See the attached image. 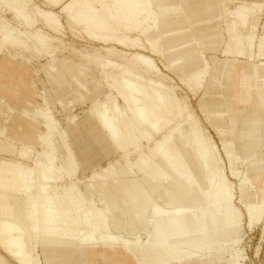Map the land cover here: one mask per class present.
Listing matches in <instances>:
<instances>
[{"label": "bare ground", "instance_id": "bare-ground-1", "mask_svg": "<svg viewBox=\"0 0 264 264\" xmlns=\"http://www.w3.org/2000/svg\"><path fill=\"white\" fill-rule=\"evenodd\" d=\"M0 5V264H259L264 0Z\"/></svg>", "mask_w": 264, "mask_h": 264}, {"label": "rangeland", "instance_id": "rangeland-1", "mask_svg": "<svg viewBox=\"0 0 264 264\" xmlns=\"http://www.w3.org/2000/svg\"><path fill=\"white\" fill-rule=\"evenodd\" d=\"M3 6V5H2ZM0 7H1V5H0ZM4 8V7H3ZM4 13H9L10 14V12L9 11H6V12H4ZM8 14V15H9ZM261 22L262 21H264V15L262 16V19L260 20ZM247 24H246V26H244V29H246L247 28ZM263 26V25H262ZM261 25H259V27L258 28H260V31L261 32H263V30H264V26H263V28L261 29V27H262ZM241 27H243V26H241ZM68 30H70L69 28H67ZM70 31H72V30H70ZM70 33V32H69ZM72 34L73 33H71V34H69V36L68 37H72L74 40H78L80 37L82 38H80V40H79V42L80 41H83V38L84 37H86V35L84 34V33H77V34H75V36H74V34H73V36H72ZM83 34V37L81 36ZM80 35V36H79ZM78 38H77V37ZM75 37V38H74ZM206 52H210V53H212V52H215V51H212L211 49H209V50H206ZM209 53V54H210ZM34 63H35V61H33V65H34ZM9 64H13V62H9ZM36 64V68L38 67V65H40L38 62H36L35 63ZM92 65H96V64H92ZM29 68V67H28ZM30 69V68H29ZM40 74H39V76L38 77H36V79L37 78H39V79H41V82H39L38 83V85H39V89H38V92L39 93H44V94H41V95H45V92H44V89H43V86H44V88H45V86H46V88L48 89V87H50L51 86V84L48 82V78H46V77H48L47 76V74L45 73V72H43V71H40L39 72ZM36 76V75H35ZM44 76V77H43ZM39 79H37V80H39ZM43 79V80H42ZM40 81V80H39ZM42 81H43V83H42ZM175 81H177V80H175ZM179 81V80H178ZM48 82V83H47ZM43 85V86H42ZM25 89V88H24ZM40 89L42 90V91H40ZM189 90V89H188ZM200 90H203L202 88H198V90H196V92H199V94L198 93H196V95H195V93L194 92H192V94H194V98H193V95L191 94V91L189 92V91H187V89L184 91V89H183V87L182 88H180V91H182V92H188V95H189V97H190V101L192 102L193 101V104H192V106H193V108H194V111L196 112V114H198L199 115V117H200V114L202 115V110H201V106H200V99L199 98H201L200 97ZM47 93V92H46ZM198 94V95H197ZM191 95V96H190ZM21 96H23L22 94H21ZM38 96H40V94L38 95ZM71 97H70V99H71V101H72V103H70V105L68 104V105H62V104H60L58 101H57V104L55 105V107L53 108V112H54V114L57 116V118L60 120V122H61V124H62V126H66V128L70 131V126H69V123L67 122V123H65V114H64V112L66 113V111H67V109H68V112H69V114H71V115H76V117L74 118V119H72L73 120V122L75 121V120H77V119H79L80 117H82V115L86 112V108H87V106L89 105V103H90V99H86L85 97H87L86 95L84 96L83 94H80V92H75L74 94H71L70 95ZM196 96V97H195ZM42 96H40V98H38V97H36L37 98V103L39 104V102L41 103L42 102V98H41ZM63 99H64V101H67V99L68 98H65V96H63ZM194 99V100H193ZM197 99H198V101H197ZM64 103H66V102H64ZM24 105H26V104H24ZM199 105V106H198ZM66 106V107H65ZM63 107H65V108H63ZM199 107V108H198ZM196 108V109H195ZM65 109V110H64ZM199 109V110H198ZM202 116H204V115H202ZM13 117H17L16 115H12V118H11V120H10V124H11V121L13 120ZM0 124H2V125H6V124H8L9 123V121H5L6 120V116H5V118H4V116L2 117L1 115H0ZM203 119H202V122L204 123V125L207 127L206 128V130L208 131V133H210L211 135H212V137L215 139V141L217 142V144L221 147V135L216 131V129H215V127L214 126H212V124L210 125V123H209V121H208V119L206 118V117H202ZM78 121V120H77ZM18 122H20V121H18ZM72 122V123H73ZM13 124V123H12ZM75 124V123H74ZM210 125V126H209ZM230 137H232V135H231V133H230ZM122 159V158H121ZM225 159H226V157H225ZM105 160V159H104ZM104 160L102 161V162H104ZM101 162V163H102ZM226 162H227V160H226ZM241 166H242V163L240 164ZM244 166H245V164H244ZM7 174V173H6ZM11 174H14V173H11ZM10 174V176H12V178H15V180H12L13 182H15L17 179H16V175L14 174V177H13V175H11ZM8 176H9V173L7 174ZM21 175V174H20ZM5 178H6V182H8V180H7V178H10V180L12 179L11 177H7V176H4ZM20 178V176H19V174H18V176H17V178ZM0 179H1V177H0ZM231 179L233 180L234 179V177H231ZM2 180H4V179H1V181ZM9 180V181H10ZM3 182V181H2ZM1 183V182H0ZM7 185H8V183H7ZM9 186V185H8ZM7 186V187H8ZM6 187V186H5ZM5 187H2V188H5ZM6 187V190L5 191H7V189L8 188H10V187H8L7 188ZM1 189V188H0ZM9 190V189H8ZM10 190H12V189H10ZM0 202L2 203V201H1V199H0ZM0 203V206L2 205ZM249 224V223H248ZM260 224V225H259ZM255 225V226H254ZM254 225H252L253 226V228L250 226V225H247V223H244V225H243V240H244V242L243 243H241V245L243 246V248H244V250H246L245 252L248 254V255H253L252 253H254V251L256 250V246H258V245H262V242L264 241V238H261V236H262V233H263V230H262V228H263V222H262V224L261 223H257V225L256 224H254ZM250 227V228H249ZM260 227V228H259ZM244 244V245H243ZM261 248H262V246H261ZM262 251V250H261ZM43 260V259H42ZM261 259H257V261H258V263L259 264H262V262L260 261ZM44 262V261H43ZM9 264H16V263H14V262H10ZM212 264V263H211ZM214 264V263H213Z\"/></svg>", "mask_w": 264, "mask_h": 264}, {"label": "crops", "instance_id": "crops-1", "mask_svg": "<svg viewBox=\"0 0 264 264\" xmlns=\"http://www.w3.org/2000/svg\"><path fill=\"white\" fill-rule=\"evenodd\" d=\"M43 257V256H42ZM44 258V257H43ZM42 258V259H43ZM262 261H264V241L262 242V252H261V258H260ZM44 261V259H43ZM46 261L43 262V264H45Z\"/></svg>", "mask_w": 264, "mask_h": 264}]
</instances>
